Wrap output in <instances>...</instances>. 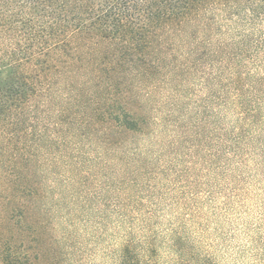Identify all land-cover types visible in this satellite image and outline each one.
Listing matches in <instances>:
<instances>
[{"label":"trees","instance_id":"16d2710c","mask_svg":"<svg viewBox=\"0 0 264 264\" xmlns=\"http://www.w3.org/2000/svg\"><path fill=\"white\" fill-rule=\"evenodd\" d=\"M0 167V264H213L203 225L264 195V0H0Z\"/></svg>","mask_w":264,"mask_h":264},{"label":"rangeland","instance_id":"374dc122","mask_svg":"<svg viewBox=\"0 0 264 264\" xmlns=\"http://www.w3.org/2000/svg\"><path fill=\"white\" fill-rule=\"evenodd\" d=\"M186 94L185 97H180L179 99V111L176 112V117L180 116V114L185 113L186 118L185 120H180L181 125L185 128L188 126V124L191 123V121L195 120L194 116L196 114V118L198 121L201 118L200 110L197 109V104L200 105V103L195 102L196 98H192V92L196 93V97H199L200 95H205V90L200 92L199 87H186L185 88ZM199 110V112H198ZM188 113V114H187ZM201 123V122H200ZM168 134L170 135V139L173 140V133H178L180 130L174 129L173 124L170 123L168 126ZM191 135L194 137L193 141L190 143H196L200 145L199 138L195 136V134L191 133ZM169 138L167 139V141ZM165 141V142H167ZM190 145H186V147H189ZM201 146V145H200ZM199 148L201 149V147ZM184 146V150L186 149ZM199 148L195 149L197 153H195L196 156L201 155V151ZM9 149L12 150V146H9ZM164 149L166 151V156H164L165 159H170L171 156L168 153L170 152V148L165 143ZM183 152V148H179L178 152ZM14 153V151H13ZM33 154V149H32ZM12 155V154H11ZM9 155L7 158L9 159L11 157ZM23 158V157H22ZM40 160V159H39ZM9 164V163H8ZM161 165L163 164V160L159 163ZM14 166H16V171L19 174L18 184H21L22 186L25 185L26 187L30 185L32 189L36 190L38 187V178L40 170L38 168V158L33 154L32 155V161L31 163H27L25 159L17 158L14 162ZM201 166V165H200ZM200 166H198L200 168ZM9 168V167H8ZM3 169V168H2ZM0 167V189L4 188L6 186L4 174ZM203 175V174H202ZM202 175L198 177L199 182L203 184H199L196 187V191L199 195H204L205 192L210 193L211 196L212 193L209 192L210 184L205 185L202 178ZM212 180V185L214 184V180ZM211 183V181H210ZM8 192H2L0 191V202H7V193ZM2 197L5 198V200H2ZM36 194H32V200L31 203H35ZM26 199V198H24ZM264 201V195H261V181L258 182L256 185L250 186V193L248 197L243 201V203H238L236 206L238 209H235L234 211L227 212L226 215H220L218 217H211L209 220L206 221V223L203 225L202 229H206L203 233L199 235V237H195L196 241L199 242L198 247L202 246L203 248L208 246L209 247V253L210 258L213 261V264H261V249L264 248V236L261 235V201ZM201 202L204 203V206L206 205V201L201 200ZM166 204V202L161 203V205ZM173 210H177L178 206L171 207ZM250 233L249 236H247V233ZM191 237L194 238V236L191 234ZM254 240V242H252ZM210 245V246H209ZM167 260V257H161L159 259L160 263L163 264ZM99 260H95V264L99 263ZM110 264V261H109Z\"/></svg>","mask_w":264,"mask_h":264}]
</instances>
